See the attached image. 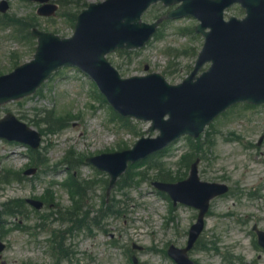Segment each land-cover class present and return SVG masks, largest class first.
I'll return each mask as SVG.
<instances>
[{"label":"rangeland","instance_id":"374dc122","mask_svg":"<svg viewBox=\"0 0 264 264\" xmlns=\"http://www.w3.org/2000/svg\"><path fill=\"white\" fill-rule=\"evenodd\" d=\"M7 1L8 21L31 20L41 30L61 37L72 35L73 27L63 17H38L35 12L39 3ZM99 1L52 3L59 10L62 6L61 12L73 14ZM161 11L159 6L153 8L148 20ZM241 14L236 6L227 13L236 17ZM182 27L194 28L195 22L189 18L168 22L129 63L117 53L110 59L125 77L145 74L146 64L149 71L166 72L169 82L179 83L194 62L186 51L199 50L202 44L200 37L180 34L178 29ZM32 51L30 42L14 41L10 30L0 27L1 74L11 71L14 60H29ZM13 55L16 59H11ZM93 91L87 78L69 68L53 75L38 93L0 105V118L12 112L41 133L35 161H30L33 153L26 147L0 140V241L5 244L0 264H53L57 261L54 255L60 253L65 255L60 264H132L133 257L136 264H166L163 252L171 244L184 246L197 213L184 206L173 208L152 182L185 177L189 162L196 159L201 180L225 184L229 192L212 201L205 218L201 239L208 251L195 250L191 258L197 264H264V250L256 246L252 232L253 226L264 231V105L233 106L200 138H180L164 155L136 165L109 188L108 176L85 159L114 152L118 147H131L147 124L135 122L131 124L133 132L126 131L118 121L111 120V112L92 96ZM60 115L63 119L54 124L53 119ZM35 165L40 167L36 170ZM155 165L158 168L152 169ZM69 173H73L74 183L90 186L82 201L63 186ZM76 197L84 208L78 214L81 227L74 232L69 231L70 224L65 221ZM31 200L42 203L41 208H33L28 204ZM10 208L16 209L14 216L6 213ZM103 210L105 217L101 218ZM62 218L64 222L59 221Z\"/></svg>","mask_w":264,"mask_h":264},{"label":"water","instance_id":"95a60500","mask_svg":"<svg viewBox=\"0 0 264 264\" xmlns=\"http://www.w3.org/2000/svg\"><path fill=\"white\" fill-rule=\"evenodd\" d=\"M245 6L248 14L246 20L226 25L221 21L218 8L194 11V15L203 21V26H208L211 30V38L206 40V49L213 54V69L210 73L205 74L196 84L187 83L190 87L184 85L174 90V94L167 97V100L156 99L150 91L129 92L122 100L118 97L114 99L117 108L143 118L154 114V127L160 130V138H164V143H167L184 133H200L216 114L232 103L264 102V0H250ZM102 16L93 25L91 45L87 51L78 54L64 48L56 51L45 49L40 52L49 63L45 72L39 71L40 76L27 75L26 72L17 73L7 79L6 84L11 88H18V84L28 82V88L34 89L51 69L63 62L64 50L69 51L76 59L62 64L75 63L83 68L88 64L92 65L95 61L91 58L100 55L96 43L100 40L101 33L105 32V36L109 33V27L105 25V15ZM39 59L41 60V56ZM84 60L89 61L84 63ZM7 85L0 79V102L16 97ZM165 114L169 115L168 121H162ZM8 127L12 132H28L14 119L7 117L0 122V135L8 139L23 141L22 134L18 137L10 136V132L5 134ZM127 159L134 157L127 156L123 164ZM121 169L113 172V178ZM186 185H197L195 172Z\"/></svg>","mask_w":264,"mask_h":264}]
</instances>
